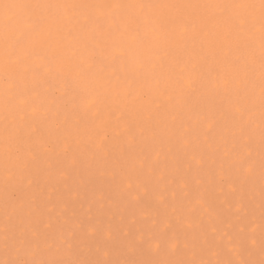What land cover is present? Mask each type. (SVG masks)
Returning <instances> with one entry per match:
<instances>
[{"label": "snow or ice", "instance_id": "1", "mask_svg": "<svg viewBox=\"0 0 264 264\" xmlns=\"http://www.w3.org/2000/svg\"><path fill=\"white\" fill-rule=\"evenodd\" d=\"M169 161L226 184L231 217ZM113 185L186 203L185 241L114 248L92 212ZM0 199V264H264V0H0Z\"/></svg>", "mask_w": 264, "mask_h": 264}, {"label": "rangeland", "instance_id": "2", "mask_svg": "<svg viewBox=\"0 0 264 264\" xmlns=\"http://www.w3.org/2000/svg\"><path fill=\"white\" fill-rule=\"evenodd\" d=\"M161 168L166 171L169 175V186L175 187V182L180 180L182 177L187 178L190 181H200L197 184L202 192H205L214 206L221 209L225 216L231 217V211L228 208V200L233 199V194L229 191L228 186L225 184L221 189L217 185L211 182L210 172L208 170L201 171L199 173L190 171L186 165L174 169L172 167V161L167 163V166L162 164ZM144 182L148 183L152 188L153 192H159L162 190V185L156 182L154 177H142ZM111 190L114 194V201H109L107 206L103 209V212L98 211V206H93L92 212L95 214L94 219L103 221L104 224H111L113 232L116 234V239L113 240L112 244L114 248H120L122 243L125 241L126 237L129 235V230L135 236L143 235L145 241L150 239L154 234L160 236L161 240H167L170 238H175L179 235L182 241H185L183 235V227L179 223V217L184 212L187 207L186 203H176L174 200L170 199L168 203H160L157 201L153 195L144 194V197L139 202L132 200L130 196L123 195L119 193V190L113 185ZM241 195L244 196L246 201H251L253 204L254 215L253 219L256 223H259V218L261 214L260 210V179L259 176L256 177L254 184L250 185L244 190ZM89 198H91V191L89 192ZM3 202L0 199V209H2ZM173 208H177L180 211L173 214ZM73 210L83 216L88 213V204L84 203L83 206L80 202H76L73 205ZM205 223L208 222L206 216L203 217ZM175 220V227L171 232H164L163 227L165 221ZM224 231H231L230 229L224 228ZM223 233H217V236ZM257 237H259V232H257ZM186 242L191 245L193 243V237L188 236ZM226 243V239L221 241ZM5 258L2 251H0V259ZM114 258H126L124 256H114ZM134 258H143L142 253L138 251ZM208 258V257H206ZM215 259L216 257H211ZM256 259L260 258L259 251L257 250Z\"/></svg>", "mask_w": 264, "mask_h": 264}]
</instances>
